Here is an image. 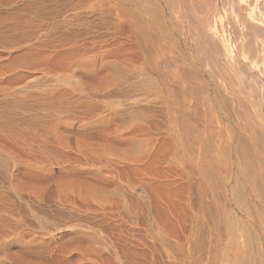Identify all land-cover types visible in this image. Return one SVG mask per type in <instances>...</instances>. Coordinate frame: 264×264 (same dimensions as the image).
Segmentation results:
<instances>
[{"label":"rangeland","instance_id":"rangeland-1","mask_svg":"<svg viewBox=\"0 0 264 264\" xmlns=\"http://www.w3.org/2000/svg\"><path fill=\"white\" fill-rule=\"evenodd\" d=\"M31 1L0 0V264L263 263L256 251L264 256V235L254 232L248 185L231 198L237 207L215 204L221 196L208 195L210 204L207 195L197 199L211 190L198 168L208 160L204 153L195 156L191 147L193 156L191 149L175 156L166 143L148 152L149 140L131 134L140 122H131L111 91V0ZM196 3L189 9L206 5ZM166 156L177 160L164 165ZM178 159L194 167L180 168ZM196 186L210 189L194 193ZM194 206L200 209L192 212ZM233 210L244 231H219ZM240 234L252 243L250 258L246 247L227 249L228 237Z\"/></svg>","mask_w":264,"mask_h":264},{"label":"bare ground","instance_id":"bare-ground-1","mask_svg":"<svg viewBox=\"0 0 264 264\" xmlns=\"http://www.w3.org/2000/svg\"><path fill=\"white\" fill-rule=\"evenodd\" d=\"M188 2L192 1L111 0L109 17L112 29H109L112 32L109 35L113 33V43L108 50L111 58V91L117 100L120 98L121 101L117 102L126 103V113L129 114L127 117L130 116L131 122H140L138 126L135 123L134 128L131 126L134 131L130 132L149 140L148 152H160L162 145H165L163 143H166L165 147L173 149L175 156L179 152L186 154L193 148L199 155L193 154V150L189 155L206 156L208 153L215 156L213 159L211 156H204L208 160L205 165L198 167L204 170L203 175L201 169L195 171V176L200 173L202 180L211 186L208 194L197 195V199L202 195L204 200L206 195L216 199L221 196L223 199L214 201L215 204L225 200L229 203L234 201L236 205L237 196L242 197L245 190L243 188L248 185V199H255V206H252L258 217L253 230L256 234L264 235V0H205L206 5L198 9H193L194 6L189 9L194 3ZM186 3L188 7L184 6ZM196 7L198 5L194 8ZM190 44L194 46L191 51ZM161 139L168 140L169 143ZM167 158L166 156L164 159V165H167ZM175 159L173 158L174 163ZM183 164L185 165V161ZM186 165L185 167L190 166L192 169V164L186 162ZM195 167L193 169L197 170V166ZM193 171L189 170L190 173ZM193 175L191 174L195 178ZM195 183H190V186L195 188ZM197 187L192 192L199 191ZM209 187L206 189H210ZM202 190L203 188L199 192ZM235 196L236 199L231 200ZM211 198L209 204L211 200H215ZM201 202L199 204L203 206ZM209 204L205 205L209 207ZM226 205L229 206L228 203ZM211 206L213 207L212 204L210 208ZM196 208L200 209V206ZM203 208L208 209L205 206ZM242 208L241 206V210ZM248 208L247 210H251ZM212 209V212H217L215 208ZM239 209L236 211H240ZM195 210L192 212H197ZM226 210L221 211L224 213ZM219 211L217 214L220 216ZM228 212L229 210L226 211ZM231 213L234 214L235 210ZM236 217L235 215L228 221L226 229L221 227L219 231L235 226ZM202 220L206 222V219ZM200 223L198 220L197 224L202 227L208 222L202 225ZM249 223L250 221L248 225ZM239 226L234 227L236 232L237 229L238 232H243L244 230L239 231ZM206 228L205 231L209 232V227L207 230ZM215 232L217 233L216 229ZM220 233L223 238H227L224 237V232ZM241 234L228 237L227 249L232 246L243 249L252 245ZM205 242L209 246L206 239ZM213 248L210 250L213 251ZM249 249L245 252L253 250ZM234 250L238 253L237 249ZM259 250L256 251L257 255L264 257L261 255L263 251ZM241 252L243 253L240 250L239 255ZM245 254L250 258L248 252L243 256ZM261 257L258 258L260 263L264 261Z\"/></svg>","mask_w":264,"mask_h":264}]
</instances>
